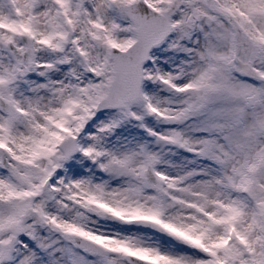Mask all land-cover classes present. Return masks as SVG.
Instances as JSON below:
<instances>
[{
    "label": "snow or ice",
    "instance_id": "6c2138e0",
    "mask_svg": "<svg viewBox=\"0 0 264 264\" xmlns=\"http://www.w3.org/2000/svg\"><path fill=\"white\" fill-rule=\"evenodd\" d=\"M0 264H264V0H0Z\"/></svg>",
    "mask_w": 264,
    "mask_h": 264
}]
</instances>
